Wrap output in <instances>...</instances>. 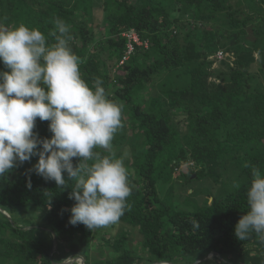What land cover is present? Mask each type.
<instances>
[{
	"label": "trees",
	"instance_id": "1",
	"mask_svg": "<svg viewBox=\"0 0 264 264\" xmlns=\"http://www.w3.org/2000/svg\"><path fill=\"white\" fill-rule=\"evenodd\" d=\"M58 18L70 26L82 78L91 87L99 77L123 105L111 152L124 157L131 194L119 222L136 227L142 241L128 247L125 233L110 240L71 225L70 189L36 174L33 156L0 177V264H53L76 255L86 264H264L257 234L243 241L234 235L249 210L251 167L264 170V0H0V27L24 24L49 44ZM130 28L149 46L119 64L122 33ZM219 50L233 58L217 59ZM191 54L196 64L185 69ZM0 70H8L2 62ZM48 123L37 118L38 138H50ZM179 179L231 186L186 211L160 196L164 188L172 197ZM52 233L57 248L50 255ZM213 253L220 256L205 259Z\"/></svg>",
	"mask_w": 264,
	"mask_h": 264
},
{
	"label": "clouds",
	"instance_id": "2",
	"mask_svg": "<svg viewBox=\"0 0 264 264\" xmlns=\"http://www.w3.org/2000/svg\"><path fill=\"white\" fill-rule=\"evenodd\" d=\"M51 35L49 44L40 30L24 24L0 27V62L8 69L0 70V177L37 156L36 174L70 189L76 203L68 222L92 231L117 223L129 208L124 157L111 152L123 105L108 97L99 77L91 87L82 78L64 20H55ZM37 118L49 122L50 138L34 132ZM97 148L109 152L103 155ZM72 158H77L75 166ZM247 202L249 210L235 224L234 235L243 241L255 233L264 241V170L256 166L251 167ZM0 214H6L5 207L0 206ZM192 224L199 227L196 220ZM60 264H82V257L70 256Z\"/></svg>",
	"mask_w": 264,
	"mask_h": 264
},
{
	"label": "rangeland",
	"instance_id": "3",
	"mask_svg": "<svg viewBox=\"0 0 264 264\" xmlns=\"http://www.w3.org/2000/svg\"><path fill=\"white\" fill-rule=\"evenodd\" d=\"M259 4V3H258ZM263 5V4H262ZM102 11H99L95 15H97L96 19L102 18ZM100 31L102 27L99 28ZM193 56L187 64H185V69L193 68L196 64L197 55L191 54ZM226 58V56L224 57ZM223 58V59H224ZM221 60V59H219ZM216 66V64H214ZM125 156L129 154V150L125 148ZM176 173V172H175ZM177 175V174H175ZM181 185L174 186V195L172 197L168 196L167 193L164 191V188L161 190V197L169 202L171 199L172 204L177 209L186 210V211H193L197 208L204 206L206 203H210L211 201H215L222 195H224L230 188V182L226 181L224 183L221 182H213L212 180L208 179H201V180H192L185 184L182 179ZM96 236L104 235L106 238L112 240L115 235H120L122 233L127 234V246L128 247H136L142 241V236L138 232L136 227H133L129 224L124 222H117L115 224H111L105 227L96 228ZM96 239V238H95ZM93 240L96 247L99 246L100 240ZM92 254L97 255V251L93 249L91 251ZM106 253H113L111 250L106 251ZM93 256V255H92ZM91 256V257H92ZM70 257V256H68Z\"/></svg>",
	"mask_w": 264,
	"mask_h": 264
},
{
	"label": "built area",
	"instance_id": "4",
	"mask_svg": "<svg viewBox=\"0 0 264 264\" xmlns=\"http://www.w3.org/2000/svg\"><path fill=\"white\" fill-rule=\"evenodd\" d=\"M122 36L126 39L125 42V52L123 56L121 57L119 64L124 63L131 54L134 53V51L137 48H148L149 46V40L147 38H141L140 35L137 33V31L134 28H130L122 33ZM227 53H224L222 50L217 51L216 57L217 59H222L225 56H227ZM231 56V54H230ZM232 57V56H231Z\"/></svg>",
	"mask_w": 264,
	"mask_h": 264
},
{
	"label": "water",
	"instance_id": "5",
	"mask_svg": "<svg viewBox=\"0 0 264 264\" xmlns=\"http://www.w3.org/2000/svg\"><path fill=\"white\" fill-rule=\"evenodd\" d=\"M53 234V247H52V249H51V251H50V255L52 254V252L54 251V249H56L57 248V237H56V235L54 234V233H52ZM212 256H220L218 253H213V254H211V255H209V256H207L205 259H207V258H210V257H212ZM82 257V256H81ZM201 260H203V259H199V260H197L195 263H193V264H197L199 261H201ZM53 264H60V262H55V261H53ZM82 264H86L85 263V260H84V258L82 257ZM150 264H173L172 262H168V261H161V262H154V263H150Z\"/></svg>",
	"mask_w": 264,
	"mask_h": 264
}]
</instances>
